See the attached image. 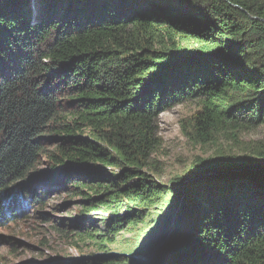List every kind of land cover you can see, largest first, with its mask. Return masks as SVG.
I'll list each match as a JSON object with an SVG mask.
<instances>
[{
	"label": "trees",
	"instance_id": "trees-1",
	"mask_svg": "<svg viewBox=\"0 0 264 264\" xmlns=\"http://www.w3.org/2000/svg\"><path fill=\"white\" fill-rule=\"evenodd\" d=\"M188 99L204 142L264 125V0H0V227L72 189L98 253L62 264H136L167 235L154 264H264V144L175 185L146 171Z\"/></svg>",
	"mask_w": 264,
	"mask_h": 264
},
{
	"label": "rangeland",
	"instance_id": "rangeland-1",
	"mask_svg": "<svg viewBox=\"0 0 264 264\" xmlns=\"http://www.w3.org/2000/svg\"><path fill=\"white\" fill-rule=\"evenodd\" d=\"M199 109L198 99H188L156 116L151 168L146 170L151 179L175 185L200 160L255 158V147L264 144V125H248L236 133L222 130L214 134L212 141L204 142L197 135L194 123ZM33 180L34 177L27 181ZM72 192V189H68L50 198L45 205L30 206L27 210L30 213L21 219L8 220L1 226L0 264H62L68 259L96 255L98 251L93 243L80 241L74 236L73 223L80 203L78 198L72 197ZM35 208H43L45 218L32 215ZM106 216L94 214L91 218L95 221ZM100 225L96 223L97 227ZM131 235L124 233L123 238L128 239ZM119 250L110 247L107 252L118 254ZM134 257L136 261L142 260L140 256Z\"/></svg>",
	"mask_w": 264,
	"mask_h": 264
},
{
	"label": "water",
	"instance_id": "water-1",
	"mask_svg": "<svg viewBox=\"0 0 264 264\" xmlns=\"http://www.w3.org/2000/svg\"><path fill=\"white\" fill-rule=\"evenodd\" d=\"M212 174H214V173L209 172L206 175H212ZM175 212H177V209H176ZM167 236H163L162 239L158 243H157V241H155L156 244H154L152 241H150V243L151 244L153 243L155 246L150 245V247L148 248V250H147V252L145 254L139 255L140 258H142V260L136 261V264H154L155 263V254H156L158 248L160 246H162L167 241ZM150 243H149V240H148L144 244L145 248H147V244H150Z\"/></svg>",
	"mask_w": 264,
	"mask_h": 264
}]
</instances>
